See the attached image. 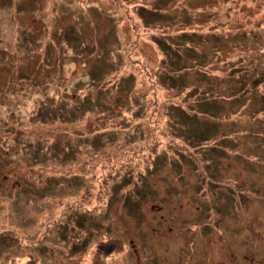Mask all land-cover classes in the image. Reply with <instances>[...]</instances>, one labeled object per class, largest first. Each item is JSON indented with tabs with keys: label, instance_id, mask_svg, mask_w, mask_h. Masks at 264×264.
<instances>
[{
	"label": "rangeland",
	"instance_id": "1",
	"mask_svg": "<svg viewBox=\"0 0 264 264\" xmlns=\"http://www.w3.org/2000/svg\"><path fill=\"white\" fill-rule=\"evenodd\" d=\"M0 1V264H264V0ZM183 24L174 87L151 36Z\"/></svg>",
	"mask_w": 264,
	"mask_h": 264
},
{
	"label": "trees",
	"instance_id": "2",
	"mask_svg": "<svg viewBox=\"0 0 264 264\" xmlns=\"http://www.w3.org/2000/svg\"><path fill=\"white\" fill-rule=\"evenodd\" d=\"M20 1H17L16 0V2H20ZM149 1L150 2H147V4H153V3H157L158 2V0H149ZM6 2H9V3L12 4V0H6ZM174 2H176V0H174ZM5 3H4V5H5ZM13 4H14V2H13ZM46 7H47L46 4H43L41 7L38 8V10L40 11V12L39 11L38 12L41 15V16L37 17V19H38L37 22L38 23H45V22L49 21V19L46 20L45 22L43 21V20L47 19V17H46L47 16ZM8 9H9V13L13 11L12 14L14 16H15V14H16L17 11L20 12V13H22L21 11H23V13L24 12L26 13L28 11V8L27 7H24L23 5H20L18 3L16 5L15 4L14 5H11L10 8H8ZM177 10H178V8H174V11H177ZM170 12H172L173 15L174 14L176 15V13H177V12H173V11H170ZM183 12H185V14L188 15V9L187 8H185L183 10ZM139 14L143 17V19L145 20V23L148 25L149 19H148L147 15L144 14V13H142V12L139 13ZM172 14L170 16H172ZM159 15L161 16V14H159V13L155 16V22L160 21V20L163 21L164 19H166L164 17V14L162 15V17H160V19L159 18H156V17H159ZM57 19H58V17H57ZM26 25L27 26L28 25L30 26V23H27ZM168 25L171 26L172 23L171 24H168ZM185 25H188V23H186ZM185 25L183 24L182 26H179L178 32L176 34H175V32H172V33L169 32L170 33L169 34L168 32H166V30H164V33L163 34H159V35L153 34L151 36L152 39L158 44V46L166 54V58H165L166 60H164V62H163L164 71H162V72L159 71L160 72L159 73V81H160V83L161 82H164V83H167V84L170 83V85H172V86L175 87L176 86L175 84H176L177 79L184 80L183 74H184L185 71H188V63H187V65L185 64V66L177 67L178 61H181V55H183L185 57H188V53H186L187 52L186 49H188V36H201V33L199 31L198 32L191 31V33H189L188 32V29L185 27ZM29 26L26 29H28ZM75 27H77V26H75ZM30 29H32V28H30ZM77 29H78V27H77ZM79 32H80V29H79ZM237 32L240 35V37L244 38L246 41H250V40L253 41L252 40L253 37H251V36L249 37V33L251 31H248V30H245L244 29L241 32L240 31H237ZM228 35H231V34H229V33L227 34L225 32L224 33H215V32H212V33L205 34L203 36H205L207 38H213V39H215V41H216L217 44L222 45L221 42H224L225 40H228ZM79 41H80V39H79ZM257 51H258L257 54H259V57H264V55H262L261 51L258 48H257ZM32 53H33L31 55L32 56V61H33V58L36 57V59L38 60V63H39L40 66H43V65L47 64L46 59H44L42 57H39V54H40L39 51L37 52L38 55H35L34 54L35 52H33V50H32ZM17 55H19V54H17ZM174 55H176V57H178V59L173 60L171 57H173ZM6 58H7V61H9V64H8V68H6L5 71L1 70L2 69V66H0V76L3 78V80L0 81V84L6 85L7 89H9V88L15 87V84L17 82L20 83L21 82V79H23L22 78L23 75H21V77H20L21 67L23 65V62H22V60L18 61L20 64L17 66V64H16V58H17V60H19L18 56L7 55ZM87 59H88V62H89V58H87ZM7 61H6V63H7ZM261 62L264 63V60H261ZM171 65H175L176 68H172L171 69V67H170ZM246 65H247V63L245 64V67H246ZM242 67H244V66L243 65L242 66L240 65V68H238V69L236 68V69L238 71L240 70L244 75H246V73H248V72H245L246 71V68L242 69ZM256 67H257V65H256ZM24 68H26V70L29 69L30 70V73L32 72V69L29 68V66H26L25 67V65H24ZM247 69H249L251 72L252 71H255V69L257 70V68H254V70H252L250 67H248ZM262 69L263 70L260 73V75L257 76L256 78H254L255 79V84H257V83H259L261 81V79H262L261 77H264V68H263V66H262ZM178 70H183V71L179 72L178 75L175 76V74H177V71ZM14 74H16V75H14ZM39 75L40 74H35V73L32 75V91H34V89L38 90V89L42 88V84L43 83H46L47 84L50 81V80H47L45 77H43L42 79H40ZM14 76H16L15 79H14L15 82H14V84L13 83L11 84L9 82L10 81V77L13 78ZM27 76H30V75L28 74ZM248 76H251V75H248ZM252 76L253 77L255 76V72H254V74L252 72ZM220 81L228 82V81H225L224 79L223 80H220ZM183 84H184V82H183ZM3 87H1V88H3ZM234 87L235 88H233V86H231L229 88V93L232 92L231 95H234L233 97H238L236 94H239L240 93L239 94L240 95V100L241 99L242 100L247 99V96L244 95V93H248L247 89L243 88L242 89L243 92H244L243 93L241 91V88L240 87H236V85H234ZM230 90H231V92H230ZM1 92H0V94H1ZM174 105L175 106H179L178 104H174ZM180 109L182 111H184V112H187L185 114L188 115V110L186 108H183V106H182ZM0 157H1V155H0ZM6 163H7V161H6ZM0 169H4L5 170V168H3L2 165H0ZM40 199L42 200L43 197H41ZM44 213H46V211ZM42 227H45V226H42ZM39 245H42V244H39ZM10 264H49V262L47 260V254H41L37 250H35L31 254V256H28L27 258H24L21 261L12 260V262H10Z\"/></svg>",
	"mask_w": 264,
	"mask_h": 264
}]
</instances>
